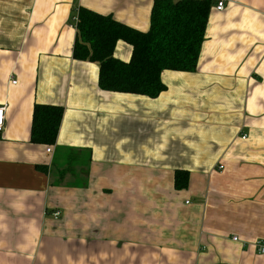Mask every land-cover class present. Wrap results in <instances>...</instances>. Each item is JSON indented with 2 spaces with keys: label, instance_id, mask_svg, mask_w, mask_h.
I'll return each mask as SVG.
<instances>
[{
  "label": "crops",
  "instance_id": "1",
  "mask_svg": "<svg viewBox=\"0 0 264 264\" xmlns=\"http://www.w3.org/2000/svg\"><path fill=\"white\" fill-rule=\"evenodd\" d=\"M154 1L0 0V264H264V0H214L197 69L158 97L101 89L74 16L147 31ZM38 103L64 107L50 146Z\"/></svg>",
  "mask_w": 264,
  "mask_h": 264
},
{
  "label": "trees",
  "instance_id": "2",
  "mask_svg": "<svg viewBox=\"0 0 264 264\" xmlns=\"http://www.w3.org/2000/svg\"><path fill=\"white\" fill-rule=\"evenodd\" d=\"M213 4L214 0H155L147 31L80 7L73 56L99 64L103 90L158 97L167 88L162 80L164 70L197 69ZM119 41L132 47L127 61L115 56ZM63 114V106L36 104L32 141L55 144ZM188 182L189 172L178 170L176 189L187 188Z\"/></svg>",
  "mask_w": 264,
  "mask_h": 264
},
{
  "label": "built area",
  "instance_id": "3",
  "mask_svg": "<svg viewBox=\"0 0 264 264\" xmlns=\"http://www.w3.org/2000/svg\"><path fill=\"white\" fill-rule=\"evenodd\" d=\"M225 8V0H218L217 3V9L218 10H224ZM79 18H78V14L76 16H74L73 18V24L72 26H74L75 28H77V24H78ZM16 82V81H13ZM5 111H6V106L5 105H0V132H2V130L4 129V123H5ZM49 151H51V148H48ZM221 167H223L221 165ZM60 215V211H56L54 212V216L57 218ZM234 240H238L237 236H234ZM258 249L260 252L264 253V245L261 242H258Z\"/></svg>",
  "mask_w": 264,
  "mask_h": 264
},
{
  "label": "rangeland",
  "instance_id": "4",
  "mask_svg": "<svg viewBox=\"0 0 264 264\" xmlns=\"http://www.w3.org/2000/svg\"><path fill=\"white\" fill-rule=\"evenodd\" d=\"M60 214H61V212H60ZM59 216H60V215H59ZM59 216H58V217H59Z\"/></svg>",
  "mask_w": 264,
  "mask_h": 264
}]
</instances>
